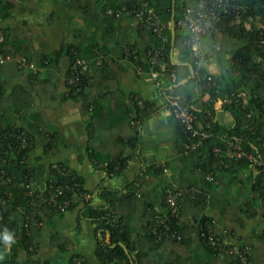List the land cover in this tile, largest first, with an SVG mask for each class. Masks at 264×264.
Masks as SVG:
<instances>
[{
	"label": "crops",
	"instance_id": "crops-1",
	"mask_svg": "<svg viewBox=\"0 0 264 264\" xmlns=\"http://www.w3.org/2000/svg\"><path fill=\"white\" fill-rule=\"evenodd\" d=\"M6 1H11L13 9L10 15L0 19V37L7 38L8 50L14 52V58L28 57L30 65L23 67L22 71H18L10 61L0 66L1 95L7 97L15 90L26 91L31 98L28 115L26 119L16 118L13 124L27 128L28 123L35 122L45 138H53V148L44 147L37 137L32 138L33 148L28 153L32 164L45 168L56 162L65 164L83 177V187L90 195V204L99 206L104 203L100 198L104 189L121 192L127 183L142 173L144 166L164 163L167 171L161 177L144 175L142 184L136 189L137 202L127 199L116 207L123 223L141 235L145 229L148 206L147 214L151 210H163L161 188L165 183L173 187H206L199 169L192 168L180 153V127L161 93L162 83L160 88L157 87L147 73L136 72L132 63L124 57L125 46L134 44L143 55L144 48L150 43L145 32L138 30L135 20L123 13L116 14L113 19L106 13L104 15L102 10L107 0H80L79 3L69 0ZM186 3L195 5L196 0H186ZM250 22H254L256 27L262 23L258 18L250 17L245 22L247 28L251 26ZM220 35L219 31L215 36L205 35L195 46L200 66L210 74L225 71L224 60L230 57L227 54L229 44L220 46L215 42ZM127 42L130 44L127 45ZM69 43L82 45L86 54H92L99 48L104 51L101 66L90 62L88 67L90 82L86 94L91 104L89 112L84 111L81 101L64 96V77L70 59L63 46ZM176 53V50L171 52L170 60L178 64ZM42 55L44 59L41 61L46 62L43 65L40 61ZM193 90L199 95L201 88L195 85ZM244 94L240 92V96ZM133 97L139 102H147L154 111L141 124L133 140L134 149H131L126 142L133 139L134 130L124 113L125 107L131 106ZM199 98L202 102H210L223 123L231 121V116L222 108L221 97L210 98L205 93ZM45 148L48 150L45 151ZM91 148L110 158L121 151L129 155L123 173L107 176L105 170L91 160L88 151ZM251 184L250 178L241 169L217 172L201 213L215 221L218 232L227 231L234 239L246 244L253 252L256 264H264V241L260 239H264V220L259 202L252 205ZM32 187L42 189L41 183ZM227 200H230L229 204H226ZM80 208L78 205L60 214L40 213L41 230L37 246L40 262L48 260L47 264H66L70 258L77 256L96 264L95 224L91 218L80 213ZM197 208L186 201L181 205L180 213L187 219L194 215ZM12 217L18 222L23 221L18 211L13 212ZM105 241L109 242L108 233ZM142 243L148 246L147 242ZM173 244L162 242L164 246L161 249L149 252L150 258L157 264L173 258L180 261L188 259L190 262L196 258L202 264H224L220 256L206 253L196 242L192 244L195 247L193 253L179 248L175 253L173 249L171 254L168 249Z\"/></svg>",
	"mask_w": 264,
	"mask_h": 264
},
{
	"label": "trees",
	"instance_id": "trees-1",
	"mask_svg": "<svg viewBox=\"0 0 264 264\" xmlns=\"http://www.w3.org/2000/svg\"><path fill=\"white\" fill-rule=\"evenodd\" d=\"M78 2L80 0H69ZM149 7H152L155 13L160 17L163 23L162 36L167 38V42L164 44L166 51L167 61L171 64V69L175 74V81H171V76L167 72L161 78L162 88L161 93L176 97L180 96V100L188 105L196 115V123L201 125L205 122H209L212 136L203 141V146L200 148L199 153L188 152V141H186L180 133L181 137V149L182 156L187 158L188 162L192 165V168L199 169L200 174L203 176L206 173L217 172H233L236 168L241 169L251 180V192H252V205L260 198V188L262 177L264 175V165L255 168L253 164L243 160L227 159V167L218 169V158L212 153L213 147L226 148L227 141L233 140L238 142L242 148L259 159L264 161V44L259 42L258 27L254 22H250L248 28L245 26L246 18H258L259 22H264V0H235V3L244 9L241 16V20L236 22L232 17L224 18L218 23V30L220 32V38H217L215 42L220 46H226L229 44L227 54L229 58L224 60L223 69L225 71L219 74H210L203 66H198V57L194 56L190 47L185 44V32L180 30L177 26V21L181 16V7L183 3L181 0H145ZM185 1V0H184ZM174 2V3H173ZM142 5L140 0H107L105 9L102 13L108 15L111 19L115 18L116 14H126L130 18L136 21L139 31H144L146 36L150 38L151 45L160 46L161 41L157 34L151 30L145 28V24L140 18H136L134 11L137 6ZM13 5L11 1L0 0V19L6 18L10 15ZM124 8V9H123ZM173 8V10H172ZM108 10L111 12L109 13ZM174 16V32L171 34L170 22L171 16ZM111 26V25H110ZM213 32L211 35L215 36L217 33ZM130 43L127 42V45ZM9 42L6 37L0 40V52L4 55H10L16 57L14 52L8 50ZM128 47H135L134 44ZM64 53L69 57L70 63L75 57L85 58L89 63H95L99 57H104V51L99 48L98 51L92 54H86L84 48L80 44L69 43L63 46ZM176 50V57L178 64L171 62V52ZM40 61L44 59V56H40ZM27 62L30 61L28 57H25ZM18 71H22L23 67H18L15 60H11ZM32 62V61H31ZM41 65L46 62L41 61ZM48 62V61H47ZM188 64L195 69L194 76L187 80L182 85L176 84L186 78L189 75ZM101 66V64H99ZM35 77V75H33ZM89 76V69L87 71ZM195 85L200 86L201 91L198 94L194 93L193 87ZM164 87V88H163ZM87 86L77 94H70L69 98L79 100L83 103L84 111L90 109V103L87 99ZM240 92H244V96H240ZM207 93L209 97H221L223 99V110L231 116V121L226 124L223 123L218 116L210 102H202L199 96ZM132 104L130 107H125L126 117L130 120V126L134 130L133 139H128L127 144L131 149H134V141L137 131L140 128L143 121L154 111V108L145 101L139 102L137 98H132ZM31 98L29 94L24 90H15L7 97H2L0 91V124L4 128L13 127V122L16 118L26 119L28 110L30 109ZM126 106V105H125ZM168 106V105H167ZM16 114L17 116H14ZM32 118V115H30ZM26 128L29 136H31V146L23 149L18 154L14 148H8L10 151L9 161L4 168L6 173L11 177V182L7 184L0 183V196L4 195V191L10 192L11 196L8 201V206L0 205V264H47V261L40 262L37 257V246L40 236V225H35L34 222H40V213H56L51 207L42 205L39 199H35L28 194L29 187L26 185L41 183H47L50 173L49 167L45 168L40 164H32L28 158V153L33 148V137H37L44 143V147L53 148L51 145L53 138L48 136L44 137V134L40 130L38 124L35 122L28 123ZM6 147V142H2ZM48 145V146H47ZM55 147V146H54ZM45 148L44 150L46 151ZM48 150V149H47ZM89 156L93 160L94 164L105 170L107 176L121 175L125 169L129 155H124L123 151L117 153V155L110 158L109 155L96 149H88ZM22 155H25V160L21 163L19 159ZM67 170V176L54 175L56 184L61 186L71 185L76 183L80 189L85 191L83 185L84 180L82 176H79L75 171L63 164ZM248 171L250 172L248 175ZM142 173L134 178L131 182L125 185L123 191L119 190H106L104 189L100 193V198L103 200V204L99 206H92L90 201L87 203H78L71 201L68 209L81 206L80 213L93 220L94 236L96 239V248L94 250V258L96 264H157V262L150 256L149 252L154 253L156 249H161L164 245L161 242H155L150 236L141 235L139 232L130 229L123 223V217L116 212L117 205H120L121 201L130 199L132 202L136 199V189L144 180V175L149 177L162 176L163 169L156 164H150L144 166ZM216 177V175H215ZM40 180V181H38ZM206 187L201 189V192L196 195L194 199L185 198L182 200L181 205L186 201L191 202L193 206L198 207L193 216L198 217L201 222H210L212 218L204 216L201 212L204 208V201L208 191L212 188L213 183L206 182ZM165 188H172L169 184L165 183L161 188V196ZM209 189V190H207ZM47 192V191H45ZM73 193L64 188L63 195L60 199H71ZM132 199V200H131ZM137 200V199H136ZM227 200L226 204H229ZM229 207V205H226ZM253 207V206H252ZM147 206H145L146 210ZM148 208H150L148 206ZM148 208L146 210V218L143 229L146 224L152 220V216L155 211L151 210L148 214ZM230 208V207H229ZM20 212L22 219L27 220L28 229L23 227V221L18 222L12 217L13 212ZM224 214V212H223ZM179 225L178 229L187 238L183 240L179 245L176 243L169 247L168 251L172 254L178 252L179 248L188 253L194 252L195 247L192 245L195 242L194 237L191 234L195 233V228L186 225V218L182 217L179 213ZM100 232L101 241L105 240L106 233L109 234V242L102 243L97 241L96 232ZM214 231L218 237L224 238L226 234L222 230L218 232L216 225H214ZM7 232L11 234L12 241L6 243L3 239V234ZM227 232V231H226ZM264 237V233L262 234ZM262 241L264 239L260 238ZM142 242H147V247ZM206 253L213 254L214 256H220L221 262L224 264H236V261L225 254L219 255L209 248L202 246L201 242H196ZM244 244V243H242ZM125 246L126 250L122 247ZM179 246V247H178ZM60 250H62L60 248ZM155 250V251H154ZM249 259L253 260V252L248 251ZM74 258H70L66 264H76ZM55 259V258H54ZM163 264H202L196 258L190 262L186 260H178L173 258L171 260L164 259ZM255 263V262H254ZM81 264H92L87 260L82 259Z\"/></svg>",
	"mask_w": 264,
	"mask_h": 264
},
{
	"label": "built area",
	"instance_id": "built-area-1",
	"mask_svg": "<svg viewBox=\"0 0 264 264\" xmlns=\"http://www.w3.org/2000/svg\"><path fill=\"white\" fill-rule=\"evenodd\" d=\"M142 5L137 6L134 11L136 18H140L145 24V28L151 30L157 34L160 38L161 45H151L144 48L143 55L135 47L125 46L123 50L126 60L132 63V66L136 72H144L154 80L157 87H161V78L167 72L171 76V81H175V74L171 69V64L167 61L166 51L164 44L167 42V38L162 36L163 23L160 17L155 13L152 7L147 5L145 0H140ZM183 3L181 7V16L177 21V26L180 30L185 32V44L190 47L194 56L198 57L195 49L196 44L205 35H210L218 30V23L228 17H232L234 21L239 22L244 9L235 3V0H196V4L188 5L186 0H181ZM124 9V8H123ZM110 13L111 11L108 10ZM247 20L250 17L246 18ZM259 42L264 44V22L258 26ZM1 40V37H0ZM15 60L18 67H26L30 64L27 60L20 56L19 58H13L10 55H4L0 52V66L7 61ZM102 63V58L96 59L95 64ZM197 65H200L198 60ZM89 62L85 58L75 57L69 64L68 70L65 74L64 80L66 84L65 97L69 95L77 94L85 88L90 80L87 76ZM164 99L169 107L170 113L173 119L179 124L182 137L188 141L187 149L185 153L194 152L199 153L200 148L203 146V141L212 136L209 122L202 123L201 125L196 123V115L193 110L182 102L179 98L167 95L163 93ZM31 136H29L25 127L20 125H13L11 128H4L0 124V183L7 184L11 182V177L6 173L4 166L9 161L10 151L8 148H14L16 154L23 149L31 146ZM6 142L4 147L2 142ZM226 148L213 147L212 153L218 158L217 168L227 167L226 160H243L253 164L255 168L264 165V161L254 156L252 153L244 150L242 146L233 140L226 142ZM25 160V155H22L19 162ZM167 171L164 163H156ZM49 179L47 183H43L42 189H35L30 185L28 194L35 199H39L42 205L51 207L55 212L64 213L68 210L71 201L78 203H87L90 200V195L80 189L79 185L72 183L66 187L56 184L54 175L67 176V170L63 164L56 162L49 165ZM216 175V174H215ZM213 173H206L204 180L209 183H215L216 177ZM64 188L70 190L73 193L71 199H60L63 195ZM47 191V192H45ZM4 195L0 196V205L8 206L11 193L4 191ZM201 192V188L189 185L184 187L165 188L163 192L162 202L163 210H156L152 216V220L146 224L142 235L150 236L155 242H171L179 244L187 238L179 229V213L181 202L185 198L194 199L198 193ZM260 198L258 202L261 207V216L264 220V175L262 177ZM208 200L206 195L205 201ZM1 218V213H0ZM29 220V219H27ZM23 220V227L28 229V221ZM35 225H40V222H34ZM186 225L195 228V233L191 234L194 237L195 242H201L202 246L209 248L219 255H227L232 257L236 264H256L249 259L248 251L249 247L246 244H242L239 240L234 239L229 232L224 231L226 236L224 238L218 237L214 231L215 221L211 219L210 222H201L198 217L190 216L186 219ZM96 238L101 241L100 232H96ZM76 264H81L82 258H74Z\"/></svg>",
	"mask_w": 264,
	"mask_h": 264
},
{
	"label": "water",
	"instance_id": "water-1",
	"mask_svg": "<svg viewBox=\"0 0 264 264\" xmlns=\"http://www.w3.org/2000/svg\"><path fill=\"white\" fill-rule=\"evenodd\" d=\"M173 3H174V2H173ZM172 10H173V8H172ZM170 24H171V26H170L171 34L173 35V32H174V16H173V14H172V16H171V22H170ZM188 66H189V75H188L186 78L180 80V81L176 84V86H177V85H182V84H184L187 80L191 79V78L194 76V70H193V67H192L191 65H188ZM122 247L126 250V248H125L123 245H122Z\"/></svg>",
	"mask_w": 264,
	"mask_h": 264
},
{
	"label": "clouds",
	"instance_id": "clouds-1",
	"mask_svg": "<svg viewBox=\"0 0 264 264\" xmlns=\"http://www.w3.org/2000/svg\"><path fill=\"white\" fill-rule=\"evenodd\" d=\"M3 239H4V241H5L6 243H8V242H11V241H12V236H11V234L5 232V233L3 234Z\"/></svg>",
	"mask_w": 264,
	"mask_h": 264
}]
</instances>
